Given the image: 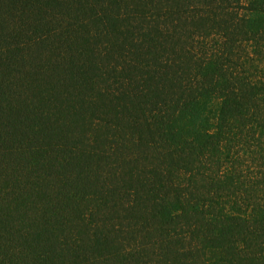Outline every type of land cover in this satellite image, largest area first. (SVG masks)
<instances>
[{
    "label": "trees",
    "instance_id": "16d2710c",
    "mask_svg": "<svg viewBox=\"0 0 264 264\" xmlns=\"http://www.w3.org/2000/svg\"><path fill=\"white\" fill-rule=\"evenodd\" d=\"M0 264H264V0H0Z\"/></svg>",
    "mask_w": 264,
    "mask_h": 264
}]
</instances>
